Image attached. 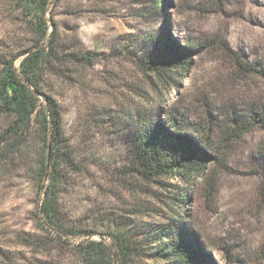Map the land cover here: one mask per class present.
I'll return each mask as SVG.
<instances>
[{"label": "rangeland", "instance_id": "1", "mask_svg": "<svg viewBox=\"0 0 264 264\" xmlns=\"http://www.w3.org/2000/svg\"><path fill=\"white\" fill-rule=\"evenodd\" d=\"M163 1L50 4L46 17L64 60L45 73L42 92L61 108L79 168L64 173L62 187V226L79 233L56 242L38 227L41 150L33 144L0 166V264H78L74 245L114 230L109 214L145 246L132 264H179L159 259L155 238L178 233L194 234L212 259L189 264H264V127L251 118L264 105V0ZM168 36L197 51L185 70L160 82L142 61ZM35 40L18 0H0V53L14 56ZM84 52L93 61L69 56ZM143 118L197 127L216 159L186 181L118 179Z\"/></svg>", "mask_w": 264, "mask_h": 264}, {"label": "trees", "instance_id": "2", "mask_svg": "<svg viewBox=\"0 0 264 264\" xmlns=\"http://www.w3.org/2000/svg\"><path fill=\"white\" fill-rule=\"evenodd\" d=\"M52 2L54 0H18L23 18L36 40L14 56L0 53V166L20 159L31 145L39 146L41 153L34 169L40 197L36 208L37 225L46 235L53 234V239L61 242L67 241L68 234L79 233L62 226L64 173L79 168L64 136L61 108L52 96L42 92L45 73L54 63L64 60L58 53L60 44L56 32L50 31L46 17ZM153 3L160 7L164 1L153 0ZM155 42L144 54L142 63L160 82L172 80L171 74L185 70L197 51L190 42L180 45L171 36ZM69 56L73 61L90 63L95 54L84 52ZM261 68L264 70L263 64ZM251 118L264 127V105L253 111ZM183 129L190 133L182 132ZM200 133L197 127L180 128L171 118H143L130 162L127 167L118 168V179L125 181L134 177L152 185H166L162 181L201 177L206 164L216 156L207 151L212 145L209 135ZM185 196L180 194V199L184 200ZM158 201L163 202L160 198ZM108 216L107 220L114 226V230L105 234L109 241L101 234L98 240L76 243L78 264H132L146 254L143 243H138L125 229V222L112 214ZM155 238L160 260L170 258L179 264L212 260L192 233H178L167 241L162 234Z\"/></svg>", "mask_w": 264, "mask_h": 264}]
</instances>
